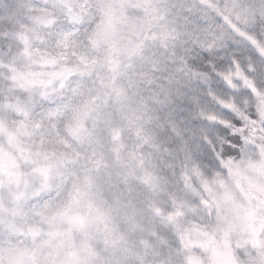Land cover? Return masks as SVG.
<instances>
[{
	"label": "snow or ice",
	"instance_id": "obj_1",
	"mask_svg": "<svg viewBox=\"0 0 264 264\" xmlns=\"http://www.w3.org/2000/svg\"><path fill=\"white\" fill-rule=\"evenodd\" d=\"M0 264H264V0H0Z\"/></svg>",
	"mask_w": 264,
	"mask_h": 264
}]
</instances>
